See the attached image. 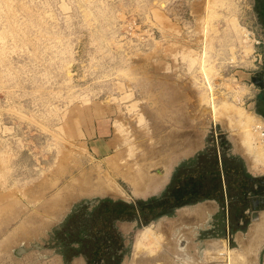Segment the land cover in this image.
Instances as JSON below:
<instances>
[{"label": "rangeland", "instance_id": "374dc122", "mask_svg": "<svg viewBox=\"0 0 264 264\" xmlns=\"http://www.w3.org/2000/svg\"><path fill=\"white\" fill-rule=\"evenodd\" d=\"M262 71L264 0H0V264H256L264 207L242 211L236 153L264 138ZM102 118L117 145L92 158L82 139ZM182 156L198 164L174 211ZM36 180L64 214L58 253L24 234L44 222Z\"/></svg>", "mask_w": 264, "mask_h": 264}, {"label": "crops", "instance_id": "0c3cea01", "mask_svg": "<svg viewBox=\"0 0 264 264\" xmlns=\"http://www.w3.org/2000/svg\"><path fill=\"white\" fill-rule=\"evenodd\" d=\"M114 135H113V129H112V125L109 122V120H107L106 118H102L99 119V121L93 123V129L89 130V132L83 137V143L86 145V147L89 149L88 151L90 156L92 158H96V157H106L108 156L110 153H112V151L116 148L117 145V141L116 139H114ZM250 153V159H246L245 157H243L242 155H240L239 153H236V155L240 156V165L242 167H244L245 169V177L247 178L246 180V184L244 186L243 189V204H242V211L244 213H246L247 211H249V214H252V206L253 203L256 201H259L262 199V203H258L255 206L254 210L256 213H260L264 207V190L257 189L255 182H256V178L258 176H261L264 173V169H261L260 167L256 166L254 164V160L252 158V153L249 150ZM222 154V157H221ZM182 158H184V156L176 159L177 161L174 163L173 167L171 169H169L167 175H166V187L171 183L172 180V176L173 173L175 171V169L177 168V165L179 163L182 162ZM216 160L219 166H222V163H224V154L220 151L219 148L216 149ZM44 181L42 180H36L34 181V186H36V188L40 189V193L41 194H47L48 196L45 197V195H43V201L36 207V212L39 214L40 216V220L44 221L42 223H36L34 224L35 227L31 228V229H26L24 231V234H32L37 237L36 242L32 244L34 246V249H36V251H38L39 253H46L48 251H53L54 253H58L57 248L55 247V244H53V233L54 228L56 227L54 224H57L56 222H58L59 219H61L63 212L59 213L61 211L60 206L54 201V196L52 194H48L46 191H43V186H45ZM262 187V186H259ZM107 192V189L105 190ZM109 193V192H108ZM34 200L38 199L36 195L33 196ZM217 199V198H216ZM245 203V204H244ZM180 207L175 208L174 211H178L179 209H182ZM177 214V212H176ZM177 216V215H176ZM179 216V215H178ZM28 217H30L28 215ZM258 219V216L257 218ZM180 220V219H179ZM118 222L114 223V228L116 227L115 225H117ZM55 226V227H54ZM119 228V227H118ZM118 231H120L121 229H117ZM115 229V231H117ZM260 231H255V235L254 237L257 236V234L259 236H257L256 238H258L255 243V245L259 246L260 240L262 239L261 237L264 236V231H261V233H259ZM257 246V247H258ZM24 253L27 252L28 250H26L25 248H22ZM263 249H260V254L258 256V260L256 262V264H264V251H262ZM44 257H47V255H45ZM59 257L62 258L61 254H59ZM82 260L85 261L87 258L85 256H81Z\"/></svg>", "mask_w": 264, "mask_h": 264}, {"label": "bare ground", "instance_id": "6f19581e", "mask_svg": "<svg viewBox=\"0 0 264 264\" xmlns=\"http://www.w3.org/2000/svg\"><path fill=\"white\" fill-rule=\"evenodd\" d=\"M255 129V128H254ZM264 135V134H263ZM260 142H259V144H257L256 145V147L254 146V151H252V158H253V162H254V164L256 165V166H258V167H260V168H262V169H264V138H260V140H259ZM109 193H111V194H118V195H122V194H124V192H122L119 188H118V186L117 187H111V188H109ZM123 196H125V195H123ZM57 198V197H56ZM59 198V197H58ZM57 198V199H58ZM56 201V200H55ZM264 222V220L262 221V223ZM264 224V223H263ZM257 227V226H256ZM255 227V228H256ZM261 227H262V224H260V230H261ZM254 228V227H253ZM260 230H258V231H260ZM264 229H262V231H263ZM252 231V230H251ZM256 231H257V229H256ZM166 233V232H165ZM164 233V234H165ZM259 233H261V231L259 232ZM254 234H255V232H254ZM152 235H153V233L149 230V229H145V231L142 233V235H141V238H140V242H142V241H146V240H148V242L149 243H152L153 245L154 244H158L159 243V240H158V238H156V237H153L152 238ZM257 236H259L258 234H257ZM256 236V237H257ZM255 238V237H254ZM140 242H137V244L135 245L134 244V246H135V248H138L141 244H140ZM257 242V241H256ZM159 245V244H158ZM171 246V245H170ZM254 246H255V248H256V245L254 244ZM258 246V245H257ZM159 247V246H158ZM251 247V246H250ZM250 247H249V249H250ZM163 248V247H162ZM248 248V247H247ZM254 248V247H253ZM244 249H246V248H244ZM247 250V249H246ZM245 250V251H246ZM137 251H139V250H137ZM162 251V250H161ZM188 251V250H187ZM166 252V251H165ZM244 252V251H243ZM247 252V251H246ZM245 253V252H244ZM247 255V254H246ZM246 255H245V257H246ZM164 257V256H163ZM249 257V256H248ZM156 258H158V257H156ZM168 258V257H167ZM163 259V258H162ZM147 260V259H146ZM177 260V259H176ZM158 261V260H157ZM166 261V260H165ZM241 261V260H240ZM152 262H153V258H152ZM163 262V261H162ZM173 262V261H172ZM150 263V262H149ZM157 263V262H156ZM165 263V262H164ZM174 263V262H173ZM145 264H146V262H145ZM182 264H184V263H182Z\"/></svg>", "mask_w": 264, "mask_h": 264}, {"label": "trees", "instance_id": "16d2710c", "mask_svg": "<svg viewBox=\"0 0 264 264\" xmlns=\"http://www.w3.org/2000/svg\"><path fill=\"white\" fill-rule=\"evenodd\" d=\"M212 156L214 157L215 161H216V166L218 165L217 163V160H216V151L213 152ZM221 157H222V154H221ZM198 159L195 158L194 159V162H191L189 164H180L174 171L173 173V176H172V180H171V183L167 186L166 188V204H170V203H175V204H172L176 207H180L182 205H186L187 202H184L183 200H180V201H173L171 199H169V196L171 195L170 193V190H171V187L174 186L175 182L177 181V177L179 176V173L181 171L183 172H186V173H189V171L194 168L197 164H198ZM198 199H201V197H199ZM202 199H207L205 196L202 197ZM170 202V203H169ZM135 205H131V206H126L124 205V209H126L129 213L133 212L134 211V207ZM128 212H126L127 214H129ZM140 214H142V212L140 211Z\"/></svg>", "mask_w": 264, "mask_h": 264}, {"label": "water", "instance_id": "95a60500", "mask_svg": "<svg viewBox=\"0 0 264 264\" xmlns=\"http://www.w3.org/2000/svg\"><path fill=\"white\" fill-rule=\"evenodd\" d=\"M259 82H260V84H261L260 87L262 88L264 82H263V80H260ZM258 203H262V199L253 203V206H252L253 211H252V214H251L252 219H255V218L257 217V213H256L255 210H254V208H255L254 205H256V204H258Z\"/></svg>", "mask_w": 264, "mask_h": 264}, {"label": "flooded vegetation", "instance_id": "af4514ba", "mask_svg": "<svg viewBox=\"0 0 264 264\" xmlns=\"http://www.w3.org/2000/svg\"><path fill=\"white\" fill-rule=\"evenodd\" d=\"M262 77H264V71H262ZM263 82H264V80H263ZM260 83V82H259ZM263 86H264V84H263ZM111 231H112V229H111ZM113 231H115L114 229H113ZM86 261V260H85ZM89 261V260H88ZM100 264H105L103 261H101L100 262Z\"/></svg>", "mask_w": 264, "mask_h": 264}]
</instances>
